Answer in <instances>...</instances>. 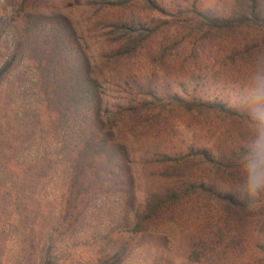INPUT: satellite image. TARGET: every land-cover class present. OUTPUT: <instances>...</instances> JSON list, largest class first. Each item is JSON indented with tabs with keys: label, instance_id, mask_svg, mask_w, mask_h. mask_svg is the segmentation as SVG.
<instances>
[{
	"label": "rangeland",
	"instance_id": "obj_1",
	"mask_svg": "<svg viewBox=\"0 0 264 264\" xmlns=\"http://www.w3.org/2000/svg\"><path fill=\"white\" fill-rule=\"evenodd\" d=\"M89 1L0 0V69L24 47L15 72L0 87V264H40L44 252L53 254L51 264H84L124 246L123 264H264V202L249 206L241 199L220 175L228 165L214 158L235 155L243 125L206 106L227 104L234 69L252 56L245 52L247 40L264 48V39L199 29L191 15L178 14L192 4L227 13L235 0H134L107 8L90 7ZM124 24L140 29L136 44L128 42ZM92 71L98 93L137 94L151 83L165 91L145 127L129 119L120 135L135 179L133 208L152 198L166 201L171 187L180 189L138 235H121L128 228L121 189L89 201L78 225L75 203L67 220H59L60 208L48 201L47 216L40 210L36 168L55 128L46 121L49 86L70 88L64 109H73L77 100L86 113L95 99ZM54 179L56 193H49L60 197L65 179ZM52 239L61 242L51 248Z\"/></svg>",
	"mask_w": 264,
	"mask_h": 264
},
{
	"label": "trees",
	"instance_id": "obj_2",
	"mask_svg": "<svg viewBox=\"0 0 264 264\" xmlns=\"http://www.w3.org/2000/svg\"><path fill=\"white\" fill-rule=\"evenodd\" d=\"M133 1L90 0L88 5L90 7L101 6L107 8ZM144 1L152 5L156 3L154 0ZM178 14L191 15L190 22L199 29L241 35L245 39L247 35L250 38L258 36L264 39V0H235L232 9L227 13L200 10L196 4H192L182 12H178ZM123 29L127 33L126 37H129L128 42L130 44H136L135 42L139 41L140 36L138 33L140 29L135 24H124ZM1 40L2 36L0 35V43ZM255 49H257L255 45L247 40L245 52L253 54ZM23 50V45H19L10 60L0 69V87L15 72L18 63L21 62ZM93 76L94 71H92L90 82L95 99L90 101L91 108L86 113L84 111L87 106L81 108L77 100L73 104V109L70 108L67 111L66 108L64 109L66 104H70L66 100L69 94L72 95L70 88L56 84L49 86L52 101L46 100L45 110L46 113L50 111L51 114L47 116L46 121L50 125H54L55 128L50 130L45 140L39 154L40 161L38 160L39 164L36 168L38 175H40L38 181L43 194L40 196L43 204L40 210L43 209L47 216L48 207L46 202L48 201L50 205H56L58 209L60 208V211L58 210L60 212L59 220L62 218L61 215H64V220H67L68 217L72 216L70 204L75 203L78 208L74 210V218L78 225L79 220L85 216L86 212L90 211L89 201L96 202L103 198L109 190L115 191V189H118L120 194L123 190L124 197L119 199V202L122 208L126 209L127 215L123 218V222L128 228H125L127 231L121 235L123 238L128 232H131L132 235H138L146 231L142 230V226L159 217L165 209L167 201H173V199L180 196V189L171 187L170 191L166 193L168 199L166 201L163 197L152 198L151 203L147 206L133 208L131 202L136 197L135 179L131 169H129L131 161L120 135L125 129L126 120L129 119L140 121V124L136 127H145L150 117L149 114L153 112L154 102L156 100L161 102L159 96L164 95L165 91L160 90L158 92V88L153 85L154 83H151L148 86H139L140 91L137 94H132L131 90H123L120 94L115 90L110 91L107 89L102 93H98L95 90L97 84L93 80ZM79 88L80 85L78 84L72 87L75 99L78 96ZM149 99H152L153 102ZM54 102H56V106ZM62 105V110L59 111L58 109ZM206 106L244 125L243 114L230 109L227 104L211 102ZM81 109H84V111ZM59 127L62 130H59ZM27 170L32 173L34 169L29 166ZM59 174H63L65 179L63 194L60 197L49 193V191L56 193L54 178ZM30 187L29 182V191L32 190ZM80 195L82 197L77 198ZM48 199L52 200L49 201ZM28 200L31 201V199ZM84 202L86 203L84 204ZM71 228L75 231V225ZM32 229L34 227L31 228V231ZM52 240L51 248H55L56 244L61 242V240ZM51 255L53 254L44 252L41 258H37V261L40 264H51ZM127 255L128 252L124 246L123 248H115L112 254H106L84 264H123Z\"/></svg>",
	"mask_w": 264,
	"mask_h": 264
},
{
	"label": "clouds",
	"instance_id": "obj_3",
	"mask_svg": "<svg viewBox=\"0 0 264 264\" xmlns=\"http://www.w3.org/2000/svg\"><path fill=\"white\" fill-rule=\"evenodd\" d=\"M234 84L227 106L244 116L241 139L225 157L214 153L222 166L220 175L249 206L264 202V48L234 69Z\"/></svg>",
	"mask_w": 264,
	"mask_h": 264
}]
</instances>
